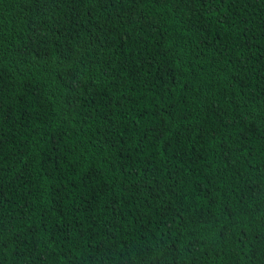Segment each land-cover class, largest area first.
Returning <instances> with one entry per match:
<instances>
[{"label":"trees","instance_id":"1","mask_svg":"<svg viewBox=\"0 0 264 264\" xmlns=\"http://www.w3.org/2000/svg\"><path fill=\"white\" fill-rule=\"evenodd\" d=\"M0 264H264V0H0Z\"/></svg>","mask_w":264,"mask_h":264}]
</instances>
